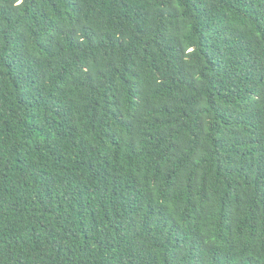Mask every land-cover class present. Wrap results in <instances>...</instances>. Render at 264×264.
I'll use <instances>...</instances> for the list:
<instances>
[{
	"label": "trees",
	"instance_id": "trees-1",
	"mask_svg": "<svg viewBox=\"0 0 264 264\" xmlns=\"http://www.w3.org/2000/svg\"><path fill=\"white\" fill-rule=\"evenodd\" d=\"M0 264H264V0H0Z\"/></svg>",
	"mask_w": 264,
	"mask_h": 264
}]
</instances>
